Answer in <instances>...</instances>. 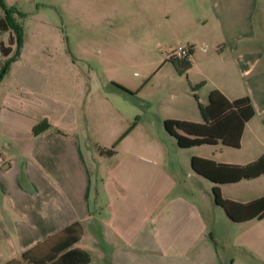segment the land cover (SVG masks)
I'll return each instance as SVG.
<instances>
[{"label":"crops","instance_id":"crops-1","mask_svg":"<svg viewBox=\"0 0 264 264\" xmlns=\"http://www.w3.org/2000/svg\"><path fill=\"white\" fill-rule=\"evenodd\" d=\"M203 1L210 13L198 23L205 25L209 19L219 37L210 30L200 32L198 47L188 38L191 42L183 46L190 49L191 67L183 75L168 59L164 61L170 66L169 80L187 78L184 97L190 92L196 109L188 99L180 101L183 85L175 86L171 97L176 104L143 125L140 140L126 144L121 155L115 151L110 157L102 156L98 149H108L96 147L100 159L110 160L104 170L95 172L94 159L89 161L85 154L87 117L75 104L52 102L46 112L23 97H2L0 264L19 260L25 251L75 223L83 235L74 247L89 255V264L91 252L98 254L100 264H221L207 232L208 198L196 191L199 205L185 196L187 189L181 188L180 178L166 166L172 161L161 139V125L178 151L214 148L193 151L183 163L198 181L211 184L214 205L236 230L233 243L240 251L229 258V264H264V217L235 221L217 204L227 203L240 219L243 206L264 199V161L260 167L244 169L264 156V0L261 6L259 0ZM164 9L166 13L159 11L150 19L162 16L167 28L183 33L188 24L185 0ZM211 35L225 44L219 51L214 46L209 55L206 44ZM113 86L126 95L133 92ZM198 104L209 109V125L203 123ZM42 120L51 128L34 136L32 129ZM235 123L240 130L232 135ZM176 124L214 129L216 136H199ZM229 186L242 187L225 191ZM260 206L264 210V203Z\"/></svg>","mask_w":264,"mask_h":264},{"label":"rangeland","instance_id":"rangeland-1","mask_svg":"<svg viewBox=\"0 0 264 264\" xmlns=\"http://www.w3.org/2000/svg\"><path fill=\"white\" fill-rule=\"evenodd\" d=\"M5 3L17 9L13 18L22 28V48L0 81V101L7 94L17 99L23 97L38 103L46 112H50L52 102L75 104L80 112L86 113L87 123L83 119V125L84 129L87 127L88 138L84 151L89 161L94 159L95 172L110 164L109 159L99 158L96 147L111 149L133 126V133L121 139L115 148L121 155L126 144L140 140L143 125L156 120L158 114L169 112L176 104L171 97L175 86L183 85L180 101L188 99L192 109H196L192 94L184 97L187 78L184 76L180 82L169 80L170 66H165L164 61L189 39L198 47L200 32L210 30L219 37L212 21L208 19L205 25L198 23L200 19L205 22V17H200L210 13L205 1L185 0L188 24L183 33L167 28L161 22L162 16L150 19L152 14L164 13L168 5L175 6L176 0H6ZM255 24L260 27L256 18ZM9 32H0V48L1 44L9 47ZM224 44L221 38L216 40L211 35L206 44L209 55L214 53V46L219 51ZM11 48L13 54L15 40ZM5 60L0 49V67ZM113 84L133 92L126 95ZM158 128L174 163L167 162L166 166L180 178L181 188L187 189L183 191L185 196L199 205L202 203L196 191H202L208 198L204 210L207 232L221 264H229V258L240 251L233 243L236 230L221 208L214 205L211 184L198 181L183 163L193 151L200 153L214 148L178 151L162 125ZM238 187L242 186H229L225 191ZM90 254L91 264H100L98 254Z\"/></svg>","mask_w":264,"mask_h":264},{"label":"trees","instance_id":"trees-1","mask_svg":"<svg viewBox=\"0 0 264 264\" xmlns=\"http://www.w3.org/2000/svg\"><path fill=\"white\" fill-rule=\"evenodd\" d=\"M0 11L3 12L2 18H0V32L3 33L10 31L11 34H13L10 36L9 47H4V45L1 44V48H0L1 52L4 58H6V60L0 67V81H1L3 76L8 71V67L10 63L19 57L20 50L22 48V28L19 25V23H17L16 20L13 18V15L17 14L16 8L9 7L5 3V0H0ZM14 40H15L16 48L12 54L11 45H13ZM168 61L173 65L174 69L179 75L185 74L191 67V63L188 60V58L185 60H177L170 57ZM115 86L123 91H127L121 85L115 84ZM194 98H196V95H194ZM243 102L244 100L238 101L236 105L241 106ZM198 108L203 123L205 125H209L211 121V114L209 109L207 107L202 106L201 104H198ZM225 125H226L225 122H223L221 124V127H225ZM176 126L183 129H189V130L191 129L192 131H195L194 134H197L199 136H204L209 138L216 136L214 129L201 128V127L197 128L196 126L189 124H182V125L176 124ZM50 128L51 126L48 123V121L42 120L33 127L32 133L34 136H37L49 130ZM132 129L133 126L129 128V130L120 138V140L123 139L124 136H126V134H128ZM239 130H240V126L237 123L231 126L232 135L234 131L239 132ZM168 132L174 135L173 132L170 130V128H168ZM118 142L111 149L108 150L98 149L99 154L108 157L112 156L115 152V147L117 146ZM204 142L206 141H199L197 144ZM178 144L182 146L180 143ZM263 161H264V156L259 161L246 166L244 169H249L252 167H260ZM262 203H264V199L251 203L248 206H243L241 210L243 212L239 213L243 217L238 219L234 217V215H232L230 211V207L227 203L217 201V204L225 208V210L227 211V215L232 220L235 221L247 220L255 217L258 218L264 217V210L262 209V206H260L262 205ZM250 211H254V212L251 214ZM82 235H83L82 227L78 223H75L63 229L62 231L48 237L45 241L38 243L33 248L25 251L21 255L19 260H11L4 264H89L90 263L89 255L86 252L81 251L74 247L79 242Z\"/></svg>","mask_w":264,"mask_h":264},{"label":"built area","instance_id":"built-area-1","mask_svg":"<svg viewBox=\"0 0 264 264\" xmlns=\"http://www.w3.org/2000/svg\"><path fill=\"white\" fill-rule=\"evenodd\" d=\"M190 55V49L187 46H178L174 49L171 54V57L177 60H185ZM0 163L4 164V161L0 159Z\"/></svg>","mask_w":264,"mask_h":264}]
</instances>
